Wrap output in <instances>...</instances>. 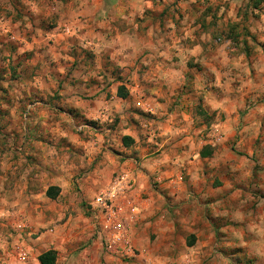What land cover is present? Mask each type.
Instances as JSON below:
<instances>
[{
    "label": "clouds",
    "instance_id": "clouds-1",
    "mask_svg": "<svg viewBox=\"0 0 264 264\" xmlns=\"http://www.w3.org/2000/svg\"><path fill=\"white\" fill-rule=\"evenodd\" d=\"M0 264H264V0H0Z\"/></svg>",
    "mask_w": 264,
    "mask_h": 264
}]
</instances>
